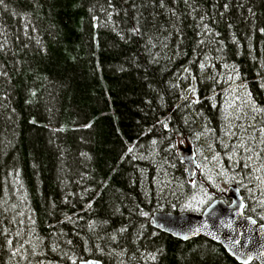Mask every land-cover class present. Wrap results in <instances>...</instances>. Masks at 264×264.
Masks as SVG:
<instances>
[{"label":"trees","instance_id":"trees-1","mask_svg":"<svg viewBox=\"0 0 264 264\" xmlns=\"http://www.w3.org/2000/svg\"><path fill=\"white\" fill-rule=\"evenodd\" d=\"M216 55L264 109V0H2L0 264H244L149 223L181 199L153 183L150 144L168 141L186 182L182 119L200 112L218 130L214 82L194 72ZM184 67L196 77L191 108ZM26 235L37 254L23 262Z\"/></svg>","mask_w":264,"mask_h":264},{"label":"rangeland","instance_id":"rangeland-1","mask_svg":"<svg viewBox=\"0 0 264 264\" xmlns=\"http://www.w3.org/2000/svg\"><path fill=\"white\" fill-rule=\"evenodd\" d=\"M211 58L204 56L194 72L214 82L215 86L209 95L215 102H210V106L219 107L216 113L218 130L211 128L203 114L195 111L192 113L188 109L187 117L191 114L193 120L190 116L189 119L185 116L183 118V114L181 117L183 123L189 125V133L179 137L174 146L178 158V149L193 148L199 164L194 176L189 179L186 174V182L179 183L173 164L169 161L168 141H163L161 148L157 143H151L153 150L150 159L138 154L146 161L149 159L153 183L159 189H168L166 194L170 198L173 190H179L181 199L173 195L178 202V212L201 211L215 198L229 202L230 198H225L228 188L236 186L245 206L255 212L254 218L264 223V109L252 97L235 66L225 63L217 55ZM194 72L184 67L177 76L181 99L188 101L186 104L189 108L197 102L193 93L196 85ZM182 165L185 170L183 162ZM28 235L25 240L22 239V248L18 252L23 262L29 249L37 254V244L31 242Z\"/></svg>","mask_w":264,"mask_h":264},{"label":"water","instance_id":"water-1","mask_svg":"<svg viewBox=\"0 0 264 264\" xmlns=\"http://www.w3.org/2000/svg\"><path fill=\"white\" fill-rule=\"evenodd\" d=\"M178 156L191 179L199 168L192 147L178 149ZM226 197L215 198L202 211L155 210L149 223L181 240L202 236L223 246L240 263L256 261L264 264V223L244 213L245 203L238 187L230 186ZM77 264H104L95 258L80 260Z\"/></svg>","mask_w":264,"mask_h":264},{"label":"snow or ice","instance_id":"snow-or-ice-1","mask_svg":"<svg viewBox=\"0 0 264 264\" xmlns=\"http://www.w3.org/2000/svg\"><path fill=\"white\" fill-rule=\"evenodd\" d=\"M0 2H2V0H0Z\"/></svg>","mask_w":264,"mask_h":264},{"label":"flooded vegetation","instance_id":"flooded-vegetation-1","mask_svg":"<svg viewBox=\"0 0 264 264\" xmlns=\"http://www.w3.org/2000/svg\"><path fill=\"white\" fill-rule=\"evenodd\" d=\"M226 198V197H225Z\"/></svg>","mask_w":264,"mask_h":264}]
</instances>
